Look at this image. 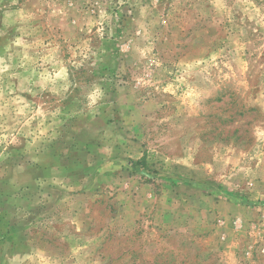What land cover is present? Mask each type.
I'll use <instances>...</instances> for the list:
<instances>
[{"label": "rangeland", "instance_id": "rangeland-1", "mask_svg": "<svg viewBox=\"0 0 264 264\" xmlns=\"http://www.w3.org/2000/svg\"><path fill=\"white\" fill-rule=\"evenodd\" d=\"M0 264H264V0H0Z\"/></svg>", "mask_w": 264, "mask_h": 264}]
</instances>
